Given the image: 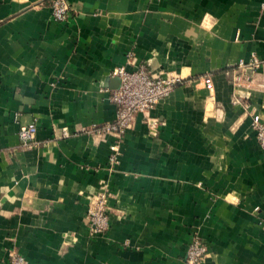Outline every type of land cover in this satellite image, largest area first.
Masks as SVG:
<instances>
[{"label":"crops","instance_id":"crops-1","mask_svg":"<svg viewBox=\"0 0 264 264\" xmlns=\"http://www.w3.org/2000/svg\"><path fill=\"white\" fill-rule=\"evenodd\" d=\"M68 1L62 23L51 0H0V264L12 250L29 264H187L195 236L200 264H264V149L233 103L264 119V72L239 87L225 75L264 57L263 0ZM130 53L184 83L137 117L110 166L114 137L84 130L115 119L112 74ZM104 186L110 227L96 234Z\"/></svg>","mask_w":264,"mask_h":264},{"label":"built area","instance_id":"built-area-1","mask_svg":"<svg viewBox=\"0 0 264 264\" xmlns=\"http://www.w3.org/2000/svg\"><path fill=\"white\" fill-rule=\"evenodd\" d=\"M52 16L57 22H66L69 19L71 5L68 0H51ZM261 11L264 13V0L261 2ZM132 67V70L128 68ZM264 72V57L253 55L249 61L240 60L237 65L225 70V75L234 87L249 85L255 80V76ZM113 76L120 78V86L113 90L110 102L116 107V117L113 121L96 124L84 130V132L99 137L112 136L114 142L110 146L109 165L119 163L121 157V145L127 132L131 130L139 115L150 121L152 112L169 96L178 86L184 83L180 77H161L154 75L143 64H137L133 53L128 55L126 66L116 69ZM204 84L213 97L215 85L211 76L204 78ZM235 105H241L245 114L251 117L255 136L264 149V119L258 107L239 96L233 100ZM38 128L36 124L21 127L19 136L25 145L36 141ZM63 138L70 137L67 130L62 134ZM113 197L108 186L91 198L88 217L94 233L100 234L110 227L108 203ZM208 253V249L199 236L192 238L186 252L187 264H200ZM10 264H29L24 256L16 250L8 253Z\"/></svg>","mask_w":264,"mask_h":264},{"label":"water","instance_id":"water-1","mask_svg":"<svg viewBox=\"0 0 264 264\" xmlns=\"http://www.w3.org/2000/svg\"><path fill=\"white\" fill-rule=\"evenodd\" d=\"M117 80H118V82H119V86H120V78L117 77Z\"/></svg>","mask_w":264,"mask_h":264}]
</instances>
